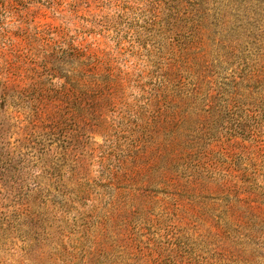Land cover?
Masks as SVG:
<instances>
[{"label": "rangeland", "instance_id": "rangeland-1", "mask_svg": "<svg viewBox=\"0 0 264 264\" xmlns=\"http://www.w3.org/2000/svg\"><path fill=\"white\" fill-rule=\"evenodd\" d=\"M0 264H264V0H0Z\"/></svg>", "mask_w": 264, "mask_h": 264}]
</instances>
